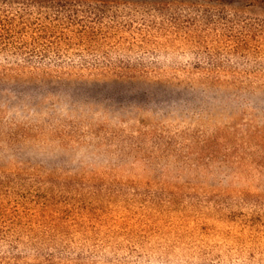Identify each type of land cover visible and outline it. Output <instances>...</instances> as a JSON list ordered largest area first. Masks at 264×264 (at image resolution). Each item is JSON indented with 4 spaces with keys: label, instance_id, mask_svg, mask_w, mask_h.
Wrapping results in <instances>:
<instances>
[{
    "label": "trees",
    "instance_id": "trees-1",
    "mask_svg": "<svg viewBox=\"0 0 264 264\" xmlns=\"http://www.w3.org/2000/svg\"><path fill=\"white\" fill-rule=\"evenodd\" d=\"M242 1L0 0V81L127 86L138 99L135 108L149 116L127 109L124 97L121 117L107 115L110 104L90 103L101 117L97 124L119 129V138L150 143L145 164L165 161L158 177L120 179L96 169L0 166V264H250L246 241L264 226V155L255 183L246 177L249 187L235 191L219 185L229 175L216 168L212 145L230 140L261 144L264 151V115L224 117L223 108L206 106L217 94L246 95L248 106L254 95H264V76L239 74L244 69L228 57L264 37V14L244 17L256 4L264 8V0ZM87 104L73 111L82 116ZM161 225L171 234L161 235ZM197 226L222 242L194 252L191 262L141 251L144 242L169 249L186 236L199 241L184 235ZM107 228L113 237L125 235L112 247L115 255L107 253ZM230 236L241 245L224 254L221 245Z\"/></svg>",
    "mask_w": 264,
    "mask_h": 264
},
{
    "label": "rangeland",
    "instance_id": "rangeland-1",
    "mask_svg": "<svg viewBox=\"0 0 264 264\" xmlns=\"http://www.w3.org/2000/svg\"><path fill=\"white\" fill-rule=\"evenodd\" d=\"M239 2L243 1L239 0ZM240 12H242L241 9ZM244 14V17H257L264 14V8L256 4L245 10ZM247 46L245 52L230 53L228 57L234 59L238 63V67L244 69L239 74L264 76V37L252 40ZM259 52L261 53L258 54ZM151 90L154 88L151 87ZM105 95L110 99H106ZM124 97L129 98L125 104L128 106L127 109H135L133 111L142 117L149 116V112L135 108L137 97H130L129 89L123 85L101 87L94 84L78 85L73 82L36 81L33 79L0 81V166L6 170L54 173L62 170L89 171L96 169L110 172L115 179L133 174L160 176L165 165L163 159L155 162L149 161L145 164L144 157L153 153L154 150V147L150 148V143L146 141L143 144L133 136L117 137L119 129L97 124L96 121L101 117L93 114L95 112L90 109L92 102H95L98 109H104L110 104L111 107L107 108L108 116H124L125 113L119 107ZM214 97H208L206 106L210 105L215 109L223 108L221 113L224 117L229 115L241 117L248 115L249 112L258 116L264 115V95H254L251 99L253 104L250 106L244 101L246 95H236V97L229 95L228 98H225L223 94H217ZM83 101H88V106L82 109V116H79L73 110L77 106L79 107ZM253 106H257V109H253ZM89 118L91 120H88ZM212 147L218 157L216 168H219L220 173L229 175L219 185L236 191L242 187H249L250 184L246 181V177L250 178L251 183H255L254 179L257 176L255 165L263 159L264 155L261 144L236 145L229 140V142L213 144ZM228 147L230 149L227 152L225 149ZM193 148L199 149L200 146ZM163 156L167 157L165 152ZM175 163L178 164L179 169H182L177 158ZM205 165L213 167L209 159ZM237 172L239 173L237 174ZM198 208L201 210L202 206ZM137 212L138 215H143L140 210ZM262 220H264V215ZM160 227L158 230L161 235L171 234L169 229L162 225ZM111 231L110 228H107V235L104 238L109 239L108 246H111V251L109 249L110 252L107 253L115 255V253H111L114 251L112 247L116 248L118 244L120 246L125 235L119 233L117 234L119 236L113 237ZM149 232L146 231L150 235L154 233ZM146 233L144 232L143 235ZM188 234H195L196 238L200 237L201 239L198 241V239L194 240L186 236L187 240L170 245L169 249L154 248L146 242L139 243V245H144L141 248L142 252L151 255H179L187 262H191L194 252L214 249L213 244L222 242L216 233L212 234L211 231L200 229L198 226L184 233V235ZM250 235L251 238L246 241L248 251L252 255L249 262L250 264H264V226H259L258 231ZM137 236V238H141L142 234ZM225 241V244L221 245L224 254L230 253V251L236 252V248L241 245L237 237H226ZM160 261L161 263L167 262L165 258ZM153 264H157V261Z\"/></svg>",
    "mask_w": 264,
    "mask_h": 264
}]
</instances>
